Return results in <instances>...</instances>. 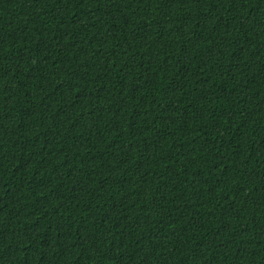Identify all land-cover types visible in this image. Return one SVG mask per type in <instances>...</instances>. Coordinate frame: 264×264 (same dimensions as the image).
I'll use <instances>...</instances> for the list:
<instances>
[{"label": "trees", "instance_id": "1", "mask_svg": "<svg viewBox=\"0 0 264 264\" xmlns=\"http://www.w3.org/2000/svg\"><path fill=\"white\" fill-rule=\"evenodd\" d=\"M0 264H264V0H0Z\"/></svg>", "mask_w": 264, "mask_h": 264}]
</instances>
